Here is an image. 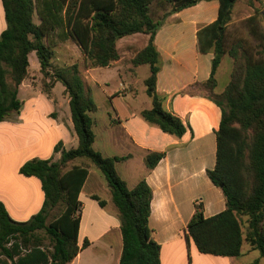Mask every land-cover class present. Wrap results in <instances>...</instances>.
<instances>
[{
  "label": "trees",
  "instance_id": "16d2710c",
  "mask_svg": "<svg viewBox=\"0 0 264 264\" xmlns=\"http://www.w3.org/2000/svg\"><path fill=\"white\" fill-rule=\"evenodd\" d=\"M201 1L204 0H2L7 29L0 38V123L11 118L17 121L22 107L19 87L28 77L29 56L35 52L44 78L43 90L50 93L59 82L69 95L79 145L67 151L59 144L55 148L62 154L59 162L34 159L21 167L23 176L41 181L45 203L38 214L22 223L14 221L0 201V264H70L90 245L88 239L82 247L79 245V197L89 177V167L75 166L64 171L78 159L88 160L102 173L119 211L123 240L119 264H160L161 246L153 240L149 227L152 189L142 181L129 190L119 177L116 163L131 159L130 155L105 158L94 149L90 114L97 111V105L78 65L53 66L55 50L50 38L57 34L62 41L72 40L83 52L86 68L93 69L107 68L120 60V39L149 35L148 45L132 60L134 67L148 65L150 70L145 87L152 108L141 115L164 133L182 138L187 126L164 109L165 98L157 92L161 59L155 36L169 16ZM237 1L219 0L217 20L198 34L199 50L214 54L210 79L182 92L203 89L208 93L203 95L222 111L216 167L208 176L222 190L227 206L224 212L205 218L203 206L197 205L187 227V239L192 238L202 254L238 258L245 242L239 216L246 215L250 228L246 241L264 258V30L258 21L260 16L264 18V8L257 0L262 8L246 20L263 47L256 53L260 58H256L242 40L228 47L227 29ZM154 2L164 9L172 7L157 21L152 17ZM35 9L40 24L33 20ZM226 55L234 62L231 78L225 90L217 93L216 74ZM164 157L165 153H150L145 159L147 168L154 169ZM92 199L101 207L107 204L98 196ZM61 204L65 210L47 225L50 211Z\"/></svg>",
  "mask_w": 264,
  "mask_h": 264
},
{
  "label": "crops",
  "instance_id": "0c3cea01",
  "mask_svg": "<svg viewBox=\"0 0 264 264\" xmlns=\"http://www.w3.org/2000/svg\"><path fill=\"white\" fill-rule=\"evenodd\" d=\"M261 2L264 8V0ZM219 6V0L201 1L194 7L169 16L155 36V45L161 59L157 92L165 98L164 109L178 116L187 126V133L182 138L164 133L157 125L142 117L143 111L152 108L150 98L149 106L139 107V110L127 106L122 112L111 102L117 117L98 105L97 94L104 99H112L129 89L123 85L122 90L109 94L101 88L93 74L100 70H112L122 78L121 53L120 60L110 67L85 68L84 71L89 78L85 82L97 105V111L90 114L94 122V149L105 158L130 155L131 159L116 163L119 177L129 190L135 189L142 181H146L152 189L149 227L153 240L161 246L160 264L253 263L244 259L250 250L244 252L242 249V255L238 258L207 255L199 252L192 238L187 239V227L197 205L203 206L205 218L214 217L227 208L222 190L208 176V172L216 167L217 131L222 111L206 96L196 92L197 88H193V93L182 94L192 85L204 83L211 77L214 54L199 50L198 34L217 20ZM6 29L5 10L0 0V38ZM149 39L150 36L146 34L128 36L117 42V49L120 52L122 46L134 48L139 44L140 52L148 45ZM70 42L76 45L72 40H67L65 46H70ZM76 48L79 47L76 45ZM54 50L56 56L58 49L55 47ZM69 56L63 60L72 61V55ZM29 61L28 77L19 87L18 96L22 107L17 121L11 118L0 123V201L10 217L22 223L28 222L41 211L45 193L41 181L36 177L23 176L20 173L21 167L34 159L59 162L62 154L55 151L59 144L67 151L79 145L71 116L70 98L65 87L58 82L47 93L35 86L34 82L41 74L35 52L30 54ZM76 62H69L65 66H73ZM81 62L85 65L84 55ZM143 66L148 65L135 69ZM232 69L233 60L226 55L216 74L217 93L225 90ZM79 70L83 73L80 66ZM150 153H165V157L154 169H148L145 163ZM85 160L78 159L68 166L69 170L75 166L89 167V177L79 197L82 203L79 245L82 247L85 239H88L90 245L70 264H95L85 260L89 250L101 244L111 251L112 238H115L117 244L112 252L113 261L107 264H119L123 250L119 211L115 205L110 210V201L102 199L98 194L100 189L108 192V184L104 176ZM93 196L106 201V206L101 207L99 202L92 199ZM256 261L264 264L262 257Z\"/></svg>",
  "mask_w": 264,
  "mask_h": 264
},
{
  "label": "rangeland",
  "instance_id": "374dc122",
  "mask_svg": "<svg viewBox=\"0 0 264 264\" xmlns=\"http://www.w3.org/2000/svg\"><path fill=\"white\" fill-rule=\"evenodd\" d=\"M262 7H261L260 2H258L257 0H238L237 1L235 8H234V13H233L234 18L232 17V20L227 29L229 48L232 47V45H234L238 40H242L245 43L246 45L245 47L247 48V50L251 51L256 58H260L259 56L256 55V53L262 51L263 47L260 44L261 41L259 38L253 36V34L250 31L249 26L246 24V20L255 14L256 9H260ZM171 8L172 7H167L164 9L160 4L154 2L152 4V17L157 21L158 19H161L162 17H164L165 12H167ZM33 18L36 24L38 23L40 24V20L37 14V9H35V14ZM258 21H259L260 29L264 30L263 15L258 18ZM50 42L52 43L54 49L55 47L58 49L57 50L58 54L54 56V59H53L54 67H57V68L66 67L65 65L67 63L72 62V61L73 62L77 61L75 65H79L82 68L83 73H81V75L83 79L86 81L89 80L88 74L85 73L86 66L81 62L84 54L80 48H76V45L71 44L72 42H70L69 45L73 48H71L70 46H65L67 44L64 43L65 41L60 40L57 37V34L52 35V37L50 38ZM57 46H61V47L58 48ZM130 47L122 46L120 49V53L122 54V57H123L120 63L121 64L120 67H122V69L120 70V76L123 75L122 78H120L112 70H100L98 72L93 73L94 76L97 78L98 83L101 86V88L109 92V94L122 90L124 86L125 88H129L128 91L125 92L123 95L116 96L112 99H104L102 98L103 96L99 97V94H97L96 100H97L98 105L101 107V109L102 110L108 109L110 114L115 117H117L116 110L111 105V102L114 103L115 107L118 108L120 112H122L124 107H127V106H130L133 109L139 110V107L149 106L150 104V99L146 93V88L144 85L145 78L149 76V67L143 66L140 69L138 68V70L135 69L134 65L132 64V58L135 57L136 54L139 52V44L136 45V47L134 48L131 47L132 49ZM69 54L72 55L71 59L73 60L69 62H67L66 60H63V59L69 58L70 57ZM227 56L230 57L229 55ZM84 61H85V56H84ZM88 83L91 84V81H88ZM43 84H44V78H43V74L41 73L40 75H38V78L34 82V85L39 86V88L43 89L44 88ZM196 92L201 93V94H208L207 91L200 89V88L196 89ZM101 128L102 126L100 125V129ZM69 168L70 167L67 165L64 171H67V170L69 171ZM96 171H99V170L96 169ZM99 173L102 175L100 171ZM107 191L108 192L100 189L98 191V194L101 196L102 199L106 201H110L109 206H110V210H112V207H115V206L112 202V196L110 194V190L108 186H107ZM65 207L66 206L64 204H61L53 208L50 211V214L47 220V225H49L50 222L58 218L65 210ZM239 221L242 227L243 236L245 238L243 250L244 252H246L247 250H250L249 254L244 255V259L254 262L261 258V254L257 250H252L251 245L249 244L248 241H246V237L248 236L249 231H250L249 217L246 215H240ZM42 234L43 232L40 234V236ZM112 239L113 240H111L112 241L111 245L113 249L111 251H109L107 248L102 247L101 244H96L94 247H92V249L89 250L88 258L86 256L85 260L95 263V264H107L108 262L113 261L112 252L115 249V245L117 244V242L115 238H112ZM44 243L45 245H48L47 240Z\"/></svg>",
  "mask_w": 264,
  "mask_h": 264
}]
</instances>
